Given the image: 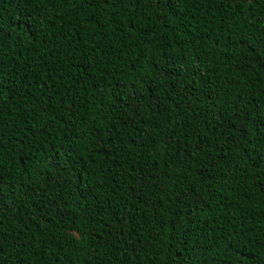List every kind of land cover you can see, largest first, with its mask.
I'll use <instances>...</instances> for the list:
<instances>
[{"label":"trees","instance_id":"16d2710c","mask_svg":"<svg viewBox=\"0 0 264 264\" xmlns=\"http://www.w3.org/2000/svg\"><path fill=\"white\" fill-rule=\"evenodd\" d=\"M245 5L251 11L237 9L231 0H190L173 11L141 0L115 10V18L125 23L134 16L137 27L115 31L110 9L100 11L94 0H44L27 7L0 0V23L12 33L11 44L4 40L7 83L0 95V135L7 153L0 169L5 256L11 252L21 264H167L172 225L164 222L172 221L175 207L165 192L173 188L164 175L165 160L183 154L175 153V143L165 154L168 146L161 141H183L184 116L177 113L186 107L184 90L196 89L197 110L212 103L210 93L218 94L219 99L213 95L217 115L225 119L238 115L239 104L234 110L229 103L237 88L255 103L264 100L259 58L241 72L224 46L223 37L242 20L250 21L248 37L264 38V0H245ZM40 16L47 21V36L27 30ZM105 22L101 29L98 24ZM73 28L81 42L69 46L64 37ZM34 38L42 44H34ZM93 55L103 74L79 70ZM194 69L196 82L190 84ZM101 137L117 145L114 153L95 149ZM21 140L24 165L10 158ZM247 155L236 175L248 179L226 183L215 178L200 203L180 207L175 227L186 225L191 238L187 252L182 247L178 255L188 257V264H264V141L255 139ZM171 166L175 181L180 169ZM194 179L197 191L202 182L210 183ZM129 225L136 226L134 232Z\"/></svg>","mask_w":264,"mask_h":264},{"label":"snow or ice","instance_id":"6c2138e0","mask_svg":"<svg viewBox=\"0 0 264 264\" xmlns=\"http://www.w3.org/2000/svg\"><path fill=\"white\" fill-rule=\"evenodd\" d=\"M94 2L100 6V11H103L105 6L110 9L108 15L113 17L111 23L117 25L115 31H122L123 28L137 27V25L133 23V20L135 19L134 16L126 18L127 23H125L124 20H117L115 18V10L119 6L125 4L137 5L141 3V0H94ZM148 2L150 5L155 6L163 3L166 7L175 11L178 10L181 5L186 6L190 0H148ZM209 2L215 3V0H209ZM252 2H254V0H252ZM16 3L27 7L29 5H34L35 3H44V0H16ZM231 4L235 5L237 9L251 11L250 5H245V0H231ZM240 15H243L242 11L240 12ZM0 20H2V17H0ZM46 23L47 21L44 20V17L40 16L39 20H31L27 30L29 32L35 31L40 33L41 36H47V32L44 29ZM106 23L107 22H105V24H98V26L102 29L106 26ZM249 23L250 21L248 20H242L239 27L234 32L223 37L225 41L224 46L232 50L231 59L233 62H240L241 72L247 67L248 63L255 62L257 58L260 60L259 67L264 69V38L257 40L248 37L246 33L249 28ZM7 27L9 26L0 23V95H2L5 84L7 83L3 74V57L6 54L4 49L7 47L4 40L7 39L9 44L12 43V33L6 31ZM80 29L84 30L83 24L80 25ZM69 31L71 35L64 37V39L69 42V46H71L73 42L80 43V31L76 28L70 29ZM34 44H42V40L34 38ZM98 47V43L94 45V48ZM95 61L96 56L93 55L91 57V62L87 64V67L81 64L79 70L82 73L87 74L88 69L93 68L97 72L103 74V69L98 68ZM196 73L197 70L194 69L189 78L190 84H195ZM145 79H150V77H145ZM157 79H159V77H157ZM138 82L143 86L142 80ZM245 82L247 81L245 80ZM237 83L239 84L240 82L237 81ZM13 84H15L14 81ZM49 91H51V89H49ZM195 91V88L184 90L185 94L183 99L186 103V107L177 113L178 116H184V121L180 124L183 141L179 139H165L161 141L163 145L168 146L165 148V154H167L173 143L178 145L175 149V153L183 154L182 158L175 154L168 155L165 160L166 172L164 175L168 176L169 181L173 182V188L168 190L165 188L163 181L159 182V187L165 188L166 194L171 198L170 206L175 207V211L172 214V221L164 222L171 223L172 225L170 237L165 245L169 253L167 264H188V257L181 259L178 255L181 252L182 247L183 250L187 252L188 240L191 238L190 232L185 231L186 225H181L179 229L175 227V225L180 224V207H187L189 203H200V194L207 189L212 188V186L217 183V179L215 178L224 180L226 183H231L234 180L239 183L248 179L247 176L237 177L236 170H238L239 162L250 158L247 154L252 150L255 139L258 138L259 140L264 141V100L255 103L251 95H246L241 88H237L236 96L232 97L229 103L234 110L237 107V103L239 104L238 115H233L225 119L223 115H217L220 109L217 108L213 95H215L216 99H219L218 94L210 93L209 99L212 100V103L210 105L201 106L200 109L197 110L193 104V101L196 100L194 95ZM176 95H180V92L177 91ZM132 99L134 98L129 96V100ZM249 104L252 105L251 110H249ZM125 106L127 107V104H125ZM177 107H179V105H177ZM211 109H215V113L211 111ZM221 121H223V124H221ZM249 121H251V123H249ZM218 125H220L219 128L217 127ZM249 128L251 131L248 130ZM147 134L148 133H145V135ZM120 143L122 145L123 141ZM94 147L97 151L103 152L106 156L109 155V148L112 149L113 153L117 149V145L112 143L108 137L99 138L95 142ZM3 148L4 144L2 142V135H0V169L3 167V157L7 154L3 151ZM13 150L17 155L10 158L16 159L19 161L20 165H24L25 159L23 157L26 154L24 140H21ZM171 165H174L175 169H180V174L175 177V181H173L174 168ZM250 167L258 168L259 164H252ZM260 174L264 175V169L261 170ZM196 176H199L201 181L207 180L210 181V183L205 185L202 182L199 191H197L193 187L196 183L194 179ZM138 178L140 180H145V173L140 172ZM128 179L133 182L136 180V178L132 176H128ZM151 179L153 181H158L159 176L152 175ZM185 182L187 183L185 184ZM113 183H115V181ZM179 184H185L186 190L185 188H180L178 186ZM153 186L155 187V185ZM144 187H148V182L146 180ZM209 200H213L211 193H209ZM121 201L120 207L122 208L123 197H121ZM128 203L131 204L132 201H128ZM140 203L147 204L148 200H142ZM134 212L135 209H133V214ZM128 218L132 219L131 216ZM135 227L136 226L129 225V228L133 232L135 231ZM161 228H163V224H161ZM2 235L3 233L0 232V236ZM0 264H21L19 258L13 256L11 252L5 256V246L2 240H0Z\"/></svg>","mask_w":264,"mask_h":264},{"label":"clouds","instance_id":"9594fccd","mask_svg":"<svg viewBox=\"0 0 264 264\" xmlns=\"http://www.w3.org/2000/svg\"><path fill=\"white\" fill-rule=\"evenodd\" d=\"M73 238L79 240V236H78V235H75V234H74V235H73Z\"/></svg>","mask_w":264,"mask_h":264}]
</instances>
